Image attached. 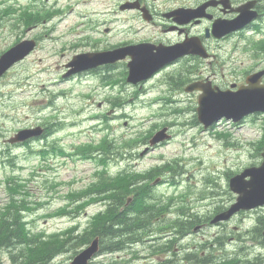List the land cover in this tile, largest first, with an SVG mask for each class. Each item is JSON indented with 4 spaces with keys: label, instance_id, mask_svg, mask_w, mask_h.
Here are the masks:
<instances>
[{
    "label": "rangeland",
    "instance_id": "obj_1",
    "mask_svg": "<svg viewBox=\"0 0 264 264\" xmlns=\"http://www.w3.org/2000/svg\"><path fill=\"white\" fill-rule=\"evenodd\" d=\"M54 1L0 0V50L17 39H38L34 50L0 80V149L8 152L0 156V210L13 205L12 197L16 194H23L21 201L25 203L23 209L31 221L30 227L44 237L41 246L33 241L22 244L34 246L30 254L20 250L18 259L22 260L40 259L51 245L57 246V241L60 246V238L94 229L104 217L108 197L128 183L133 172L143 174L153 165L180 158L189 169V176L198 177L207 167L228 166L236 170L242 161L251 159L247 151L241 155L239 147L221 146V140L214 135L198 134L192 142L187 124L191 114L168 119L164 105L151 103L169 89L165 73L145 83L142 101L131 105L126 100L133 97V90L128 84L124 83V87L117 84L123 80L121 73L113 74L114 80L108 83L94 75H68L66 64L74 54L96 51L107 46V42L155 38L161 26L150 23L149 29H145L137 23L136 13L128 11L129 0H58L56 4ZM37 16L47 18L31 28V19ZM102 114L107 117L103 119ZM164 121L176 123L174 141L145 153L139 130H150L155 123ZM39 122L62 124L50 136H39L34 147H7L12 145L6 138L21 128H40ZM48 145L54 154L38 156L30 151ZM105 147L108 150L103 155ZM84 153L94 157L84 158ZM12 155L16 157L14 167L2 161ZM102 156L106 158L104 161L100 159ZM99 175L104 184L101 192L99 186H91L98 182ZM201 186L197 178L190 187L178 186L176 196L190 189L192 192L186 197L193 204L195 191ZM167 188L165 184L155 191L160 193ZM100 195L104 198H99ZM66 240L65 244L73 246L80 239ZM148 243L155 241L149 238ZM36 249L41 253H36ZM133 249L130 246L107 255L100 264H132ZM77 256L75 252L72 258L75 264ZM147 263L138 260L135 264Z\"/></svg>",
    "mask_w": 264,
    "mask_h": 264
},
{
    "label": "flooded vegetation",
    "instance_id": "obj_2",
    "mask_svg": "<svg viewBox=\"0 0 264 264\" xmlns=\"http://www.w3.org/2000/svg\"><path fill=\"white\" fill-rule=\"evenodd\" d=\"M203 1H211L212 4L207 7L206 11L212 15V19L198 20L201 21V25H193L190 29L199 35L203 31V43L210 55L205 60V73L212 79L213 84L220 89L241 85L249 74L260 69L264 70V0H226L228 6L225 8L221 4V0ZM192 4H196V0H193ZM247 5L249 6L247 7ZM245 7L263 27L262 31H256L252 34L248 33L249 30L240 29L220 36V38L213 36L211 31V21L213 19H232L240 13V9ZM212 49H215L221 55L216 51H212ZM232 55H236L234 61L229 60ZM217 56L221 57L216 59ZM262 82H264V75ZM191 248L193 249L195 246L191 245ZM236 252L240 263L245 260L247 264H264V248L260 251L252 248L247 252V257H243V245L239 244ZM40 262L41 259H30L22 261L21 264H38ZM165 263L184 264L185 260L180 259L178 249L161 246L157 264Z\"/></svg>",
    "mask_w": 264,
    "mask_h": 264
},
{
    "label": "water",
    "instance_id": "obj_3",
    "mask_svg": "<svg viewBox=\"0 0 264 264\" xmlns=\"http://www.w3.org/2000/svg\"><path fill=\"white\" fill-rule=\"evenodd\" d=\"M33 47L34 42L32 40L22 41L3 53L0 56V75L16 60H19L27 55ZM126 54H129L132 58V60L128 63L129 76L127 80L134 83L138 80L149 77L160 66L166 63L165 60H157L156 56H159L160 52L152 53L153 57L145 62L148 59L147 57H143L139 53L133 52L130 47H126L74 56L73 60L68 64L73 66L68 74L95 67L99 64L114 62L119 58H123ZM251 82L252 85L237 92H212L215 98L210 102L208 99L204 98L205 93L208 92L205 91L199 97V106L197 108L199 120L207 124L217 120L222 114L226 118L237 120L242 115L251 111L264 110V88H259L258 91L256 90V92H253L256 88L255 85H257V82ZM204 88L205 87H202L201 89ZM188 89L191 90L192 87L190 86ZM164 131L165 129H161L156 132L150 139V143L153 144L164 139L166 137ZM29 134L30 132L27 130L20 131L16 135L15 139H24L29 136ZM260 167L261 170L252 176V178L248 181V185L243 186V190H241V185L238 183H231L232 189L238 191L241 195L239 196V202L236 205H233L224 215H222V218L229 217L233 213L234 209L239 205L247 206L252 204L251 200H262L261 198H264V163ZM93 242V244L96 243V241Z\"/></svg>",
    "mask_w": 264,
    "mask_h": 264
},
{
    "label": "trees",
    "instance_id": "obj_4",
    "mask_svg": "<svg viewBox=\"0 0 264 264\" xmlns=\"http://www.w3.org/2000/svg\"><path fill=\"white\" fill-rule=\"evenodd\" d=\"M55 126V128H57V125ZM107 150L108 147H105L103 155L107 153ZM83 157H93V154L84 153ZM100 159L101 161H104L106 158L102 156ZM169 168H173V166H169ZM157 170H162V167L157 166L150 171L155 175ZM137 180L138 177L133 172V178L129 180L128 183L122 184V186L117 188L111 197H108L110 199L109 203H106L108 211L106 208L104 209L102 213L104 214V217L97 222L98 225L96 224L97 226L94 229L92 228V230L87 233L88 235H82L81 240L89 241L94 235H97L100 237V241H102L101 245H104V247L109 250L118 249L126 245L142 243L144 241L148 234V230L143 226L146 227L150 225L155 218V215L164 211V209H161L157 205V202H151L147 199V196L150 197L146 188L147 185L140 186L138 185ZM102 184L103 177L102 175H99V180L94 185L99 186L100 192L103 190L104 184ZM129 195H133V199L130 203L126 204V198ZM99 198L104 197L100 195ZM180 216L181 215H177L172 220V227H175L177 235H182L187 228V224L183 222ZM13 219L12 224H10V220L6 221V219H2L0 221V243L8 246H15L17 244L22 246V243H29L30 241L37 242V244H43V240L39 243L34 238L30 237L26 229V224H22L19 214L14 216ZM143 221H146V223H142ZM140 223L143 226H141ZM21 228L24 229L23 232L21 231ZM35 252L41 253L39 249H36Z\"/></svg>",
    "mask_w": 264,
    "mask_h": 264
},
{
    "label": "bare ground",
    "instance_id": "obj_5",
    "mask_svg": "<svg viewBox=\"0 0 264 264\" xmlns=\"http://www.w3.org/2000/svg\"><path fill=\"white\" fill-rule=\"evenodd\" d=\"M253 92H256V90H253ZM204 98H205V99H208V101L210 102L212 99L215 98V96H214L212 93H210V92H206L205 95H204ZM102 208H103V207H102ZM106 209H107V208H106ZM109 209H111V208H109ZM107 211H108V209H107ZM111 213H112V212H111ZM6 221H7V220H6ZM96 223H97V222H96ZM142 223H143V222H142ZM147 223H148V222H147ZM144 224H145V223H144ZM148 224H149V223H148ZM21 225H22V224H21ZM136 225H137V224H136ZM140 225H141V223H140ZM22 226H23V225H22ZM141 226H143V225H141ZM143 227H145V226H143ZM21 229H22L21 231L23 232L24 229H23V228H21ZM179 230H180V229H179ZM85 232H86V231H85ZM85 234H87V233H85ZM87 235H88V234H87ZM68 236H69V235H68ZM127 238H129V237H127ZM71 240H73V239H71ZM74 240H75V239H74ZM48 241H49V240H48ZM66 241H67V240H66ZM55 242H56V240H55ZM55 242H54V243H55ZM73 242H74V241H73ZM77 242H78V241H77ZM77 242H76V243H77ZM50 243H51V242H50ZM22 244H23V243H22ZM56 244H57V246H58L59 242L57 241ZM66 244H67V243H66ZM71 244H72V243H71ZM53 245H54V244H53ZM73 245H74V244H73ZM54 246H55V245H54ZM57 246H56V247H57ZM45 247H46V246H45ZM58 247H59V246H58ZM103 247H104V246H103ZM46 248H49V247L47 246ZM49 250H50V249H49ZM238 251H239V250H238ZM239 254H240V253H239ZM260 254H262V253H260ZM241 257H242V256H241ZM246 257H247V256H246ZM260 258H261V257H260ZM257 259H258V258H257Z\"/></svg>",
    "mask_w": 264,
    "mask_h": 264
}]
</instances>
